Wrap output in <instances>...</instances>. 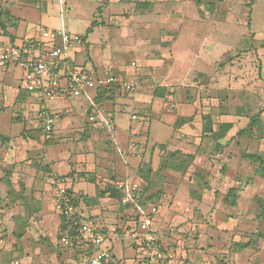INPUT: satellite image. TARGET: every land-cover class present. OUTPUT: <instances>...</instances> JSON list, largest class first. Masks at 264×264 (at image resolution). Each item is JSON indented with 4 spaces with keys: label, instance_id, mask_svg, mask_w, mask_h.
Listing matches in <instances>:
<instances>
[{
    "label": "rangeland",
    "instance_id": "1",
    "mask_svg": "<svg viewBox=\"0 0 264 264\" xmlns=\"http://www.w3.org/2000/svg\"><path fill=\"white\" fill-rule=\"evenodd\" d=\"M253 1L61 0L58 1L60 6H54L49 13L42 0H29V4L22 8L26 15L29 14L32 19L29 24L33 22L35 29L63 26L69 33L81 38L85 45L77 51V68L92 71L95 67L106 72L110 67L111 72L116 74L115 68L120 67L119 72L123 75L120 78L136 81L134 94L122 97L124 106L117 109L113 116L115 119L122 117V125H130L129 137L133 135L132 141L138 145V156L127 154V144L118 143L117 146L114 143L115 132L108 127H104L103 141L95 145V154L98 161L104 160L105 150L108 152L107 159L113 155L133 163L131 166L124 164L129 171L126 175L119 172L117 175L106 163V173L129 179L140 176V187L145 182L137 172V163L145 161L150 165L152 171L147 185V204L159 208L156 228L162 236L166 264H264V238L257 236L259 231L264 232V223L256 217L258 204L264 205V177L258 174L257 163L243 157L245 151L251 148L250 139L257 140L254 145L260 143L257 150L264 156V115L260 113L251 134L247 132L237 136L239 144L241 142L239 147H242L234 148L232 163L229 166L217 165L216 172L223 177L225 185L220 182V190H217L220 195L213 200L206 196L204 204L201 201L198 202L200 205L197 204L202 195L198 198L191 194V190L194 193L207 190L208 187L205 188L202 183L206 178L211 181L208 177H213V169H203L202 180L196 189L191 184L198 179L190 183L189 175L172 169L160 170L158 165L164 153L161 154L157 146H151L155 141H169L168 130L157 124L158 119L165 120L168 115L159 117L155 114L162 115L166 109L167 91L172 89L175 93L190 91L196 94L191 85L198 87L205 84L198 60L203 49H215L211 52L217 59L213 68L217 71L221 69L224 76L216 80L219 88L215 97L219 101V111L226 117H220L217 123H227L229 117L234 121L233 117L237 114L234 124L238 131L246 127L251 116L262 112L264 96L258 99L252 78L253 45L250 43V16L247 14ZM214 19L217 28L220 27L216 30V40L213 35L216 32L211 29ZM91 25L92 30L88 32L87 28ZM202 25L210 28L203 29ZM80 58L88 61H85L86 65L79 64ZM131 61L136 63L135 66L130 64ZM22 74V68L17 65L10 71L16 80ZM3 78L6 83L1 87L0 82V215L5 243L0 247L3 257L0 264L15 258L20 264H69L68 258L75 255H72L70 247L60 243V210L55 204L56 195L53 193L54 186L49 184L48 171L32 163L23 171L19 161L22 155L16 150L13 155L9 152V127L26 119L23 110H28L30 118L37 114L39 104L32 96L29 99L21 92L20 99L16 98L9 106V68L3 70L0 67V80ZM140 91L143 103L134 104L132 99ZM13 95L14 91L10 93L11 97ZM68 99L65 105L76 114L82 113L78 98ZM46 104L50 106V100ZM132 112L140 113V116L131 121L124 118ZM71 115H61L58 122L67 120ZM40 126L38 115L27 124L39 137L49 135ZM84 140L82 133L63 136L56 142L57 149L65 151L69 142L85 146ZM243 141L247 144L246 148H243ZM12 160L15 162L9 167ZM114 167L117 171L121 166L116 164ZM10 168L17 174H11ZM190 173L194 175L195 172ZM226 173L232 174V179L225 177ZM213 181L215 183L216 179L213 178ZM84 186L85 192L94 190L90 181L74 183L76 190ZM226 187L236 189L235 206L222 201Z\"/></svg>",
    "mask_w": 264,
    "mask_h": 264
},
{
    "label": "crops",
    "instance_id": "2",
    "mask_svg": "<svg viewBox=\"0 0 264 264\" xmlns=\"http://www.w3.org/2000/svg\"><path fill=\"white\" fill-rule=\"evenodd\" d=\"M34 1L38 2V0H33V2ZM42 1L45 4V8L49 10L50 13L53 11L54 6H60L58 1L61 0ZM262 2L264 3V0H254L249 9V14H247L250 16V43L251 45H253V57H251V64H253L254 68L252 72V78H254L253 80L256 86V94H259L258 99L264 96V6H262L264 4ZM28 4L29 0H0V20L2 22V27L0 26V48L4 46L20 47L25 39L42 41V30L52 29L49 27H44L42 30L40 28L35 29V26H33V22L29 24L30 20L32 19L28 16L29 14L26 15V13L22 11V8ZM202 27L203 29L210 28L207 26L205 27V25H202L201 28ZM217 27V22L214 19L213 25L211 27L213 33H215L216 30L220 28ZM217 33L218 32L213 34L215 40V35H217ZM83 45L85 44L82 43L75 48V62H77L78 60L77 51L82 48ZM214 50H211V48H209L203 49L201 50V52H199L198 60H200L201 62L200 71L203 72L205 76V84H202L198 87L191 85L195 88L196 94H192L190 91H185L181 94L179 91L175 93V91L172 89L167 91L168 98L165 105L166 109H164L162 115H158L157 113L155 114L159 117L168 115L167 117H165V120L158 119L159 121L157 122V124L160 128L168 130L167 132L170 133L169 141H155L152 142L153 145H151L157 146L158 150L160 148V145H165V149H178L183 153L194 155L193 162L185 173L186 175L191 176V178L189 177L190 183H192V181H196L197 179V181L202 180L201 178L203 177L204 168H209L211 170L213 169L211 173L213 177H208L211 181H207V178L204 179L208 184V189L200 190V192L198 193L199 195H202V198L200 200H197L198 205H200V203H198L200 201L201 204H204L207 201L205 199L206 196L208 199L213 200L215 199V196L217 197L220 195L217 191L220 190V182H223L222 186H224L225 183L223 177L218 176L216 172L217 165L222 164L223 166H229V164L232 163L233 157H235L234 148L236 147L237 149H240L242 147H239L241 142L239 144V141L237 139L238 135H235V133L237 132V125L234 124V122L237 121V114H235L233 117L235 118L234 121H232L231 117H229L230 119L227 122L231 123L232 125L229 129L226 130L223 136L215 135L220 129V124L217 123L219 122V118L226 116L219 111V101L215 97L216 90L217 88H219L217 87L218 85L216 83V80L221 79L224 76L221 69L217 71L216 68H213L215 67L214 64L217 60L215 59V56L211 54V52ZM85 61V58H83V60L80 58L79 64L84 65ZM93 61L94 60L92 59V62ZM87 62L88 61H86V63ZM13 66H15V64H9L4 67L0 66L3 70L9 68V106L14 104V101L18 96V92L20 88H22L21 75L17 80L13 75H10V71ZM92 70L97 73H102L101 70H96L95 67ZM119 70H121L120 67L115 68L116 75L119 77H123ZM3 80L4 78L0 80L1 87H3L6 83L4 82L5 80ZM13 91L14 95L11 97L10 93H13ZM88 96L92 99L93 103L97 107L102 109V115L104 116V118H106V120H109V125H106V123L101 118H98L95 121L88 120L89 113L93 109L90 99L87 98ZM122 97L123 96L118 91L111 97H107L106 95H104L102 99H100L98 98V88H96L88 90L86 94L80 96L63 95L50 98L48 99V101L50 100V106L46 104V100L44 104L53 113L55 117V123L52 132L44 138L39 137L35 132H33L31 128L27 127L30 119L37 116V114H35L30 118V113L28 112V110L22 111L23 114L25 113L26 115V121L23 119L21 124L14 125L12 126V128L9 127V152L11 151L13 155L16 154L14 151L16 150V152L22 155L19 161L22 162L23 171L27 170L30 163L36 164L38 168L42 167L41 169L47 170V175H49V184L54 186V195H56L55 193L57 189V187H55L56 183L54 182V179L56 177H65L67 179V189H71L72 197L76 200L75 207L77 210V214L81 218L86 219L91 223L97 224L105 230L131 227L132 220L134 218V212L132 208L120 205L118 199H115L109 191V188L118 190L117 184L123 179L118 178L119 176H117V172L124 173L126 175V173L129 171H127L126 165L124 164L127 163L131 166L133 165V163H129L126 159H121L119 157L116 158L112 154V158L107 159L105 156L106 154H108V152H106L105 150L104 160L100 159L98 161L95 154V145L103 141L102 138L104 127H108L115 132L114 143L116 144L121 143V145H128V142L133 140V138L131 137L133 135L130 134L131 136L129 137V133L131 132L130 125H122V117H119V119H115L113 116L117 109H120L124 106ZM30 98L31 96H29V99ZM68 98H78L77 102L80 103L79 106L82 107V113L76 114L72 109H70V107H68V105H65L69 100ZM141 98L142 93L140 91L138 95L134 96L132 102L134 104L142 105L143 102H141ZM261 111V115H264V109ZM69 113H72V115L67 117V120L63 119L61 120L62 122H58L62 117L61 115ZM132 114H136L137 118L140 116V113L132 112L130 115L124 116V118L128 121H131ZM205 116L210 117V124L205 122ZM221 120L222 119H220V121ZM41 127L42 125L40 126V128ZM74 133L83 134L86 144L85 146H78V144L76 143L72 144L71 142H69L70 145L67 144L65 151L57 149L58 143L56 142H58L60 138H62L63 136L72 135ZM146 134L149 140V134ZM250 140L251 141L249 143V147L251 148L249 150H246L245 152H256L262 154L259 150H257L259 142L257 143V145H254V142H257V140ZM68 141L72 140L68 139ZM79 141L80 140H78L77 143ZM148 143L150 142L148 141ZM119 144L117 146H119ZM242 145H244L243 148L247 147V144L244 141L242 142ZM163 151L164 150L160 148L161 154L163 153ZM14 162L15 161L13 160L9 161V167H12L11 165ZM139 162L137 163L138 166L139 164H141ZM106 163L112 166L117 175L113 177V175L110 176L107 174L108 169L106 167ZM116 164L121 166L117 171L114 167ZM97 169L99 171H97ZM11 170L12 168H10V171ZM196 170L198 172H201L202 174L200 176H197L195 175V173L194 175L190 173V171L195 172ZM11 174L15 175L17 173L11 171ZM225 177L232 179L233 176L232 174L228 175V173H226ZM213 178L216 179L215 183L213 181ZM134 179L141 180L140 176H137V178ZM52 180L54 184L51 183ZM85 181L92 182L94 184V190L85 192L86 186L78 188L77 190L74 188L75 182L85 183ZM228 184L229 183H227L226 185ZM191 186H194V188L197 189L199 185L194 182L191 184ZM55 204L59 208L57 200L55 201ZM101 247L111 248L120 257H123L131 262H133L135 258L140 255L138 254V250L136 249V247L130 243L116 244L113 246L110 242L106 241ZM76 248L79 247H71L70 249L73 250L72 255L75 256L73 258H68L70 259L69 264L77 259L76 257L77 255H79V253L76 251ZM92 248L96 249L97 247ZM81 250L83 253L90 252L86 251L85 249ZM65 254L67 255L66 252ZM1 258H3L2 255H0V261Z\"/></svg>",
    "mask_w": 264,
    "mask_h": 264
},
{
    "label": "built area",
    "instance_id": "3",
    "mask_svg": "<svg viewBox=\"0 0 264 264\" xmlns=\"http://www.w3.org/2000/svg\"><path fill=\"white\" fill-rule=\"evenodd\" d=\"M42 41L25 39L20 47L4 46L0 48V66L9 64L19 65L22 70V88L38 102L37 115L43 130L49 134L52 132L55 117L44 102L50 98L72 95L80 96L88 90L96 89L104 84H115L122 96L134 94L137 84L134 80H124L111 72L108 67L106 72L97 73L77 68L75 62V48L82 44L77 34L69 33L63 26L57 29H44L41 32ZM132 66L135 62L131 61ZM90 99L93 109L89 113L88 120L95 121L101 118L102 109L97 107ZM137 115L132 114L131 119ZM127 154L138 156V145L135 141H129ZM54 182L56 200L61 214L66 221L76 226L77 233L70 238L63 234L60 242L65 246L73 245L90 251L75 259L71 264H163L166 255L163 251L162 236L156 228V217L159 208L152 204H142L140 201V185L138 179L123 178L117 184L120 193V204L132 208L134 218L131 227L105 230L101 226L81 218L77 214L72 196L67 192V179L56 177ZM113 246L116 244L130 243L135 245L138 255L133 262L120 257L111 248H102L106 242ZM5 243L2 218L0 215V247ZM6 264H20L19 260L13 259Z\"/></svg>",
    "mask_w": 264,
    "mask_h": 264
},
{
    "label": "trees",
    "instance_id": "4",
    "mask_svg": "<svg viewBox=\"0 0 264 264\" xmlns=\"http://www.w3.org/2000/svg\"><path fill=\"white\" fill-rule=\"evenodd\" d=\"M1 15V13H0ZM0 26L2 27V22L0 20ZM0 27V28H1ZM92 30V25L89 26L87 28V31L90 32ZM118 87L115 84H104L98 87V98L102 99V97L104 95H106L107 97H111L113 96L116 92H118ZM21 92H23L24 94L31 96L30 93L26 90H24L23 88H20L19 92H18V96L16 97L17 100L20 99V94ZM260 115V111H258L257 113H255L253 116H251L248 120V123L246 125L245 128H242L240 130H238L236 132L237 135H246L247 132H249L250 134L253 132V126L256 123V120L258 119V116ZM205 122H207L208 124L211 123L210 117L209 116H205ZM231 123L229 122H225V123H221L220 124V129L219 131L215 134V135H221L223 136L224 133L226 132L227 129H229L231 127ZM206 129V128H205ZM161 149H163V153L161 158H160V162L158 165V168L160 170H166V169H172L173 171L180 173V174H185L189 168V166L192 164L193 159H194V155L192 154H188V153H183L178 149H165V145H160L159 146ZM243 157L246 158L248 161L252 162V163H257V172L259 175H261L262 177H264V156L260 153H250V152H245L243 154ZM152 169L150 167V165L148 163H141L138 166L137 172L138 174L141 175V177L143 178L145 185L143 187H140L139 190V195H140V201L142 204H147V200H148V196L146 195L148 188L147 185L150 181V173H151ZM195 175H201L197 170L195 171ZM201 181V180H200ZM197 181L196 184H199ZM202 186H204L205 188L208 187L207 182H205V180L202 183ZM236 189L233 187H228L227 190L223 193V198L222 201L230 206H235L236 205V196H235V191ZM110 194L115 198L118 199L120 198V194L118 190H115L114 188H109ZM68 194H70L72 196V192L71 189H67ZM191 194L196 195L199 198V194L198 193H194V191L191 190ZM72 202L74 205H76V200L72 197ZM120 203V201H119ZM121 205V204H120ZM258 212H257V219L261 220L264 223V205L263 204H258ZM59 239H61L63 234H68L70 238L74 237L77 233L76 230V226L73 225L71 222L66 221V219L64 218V216L61 214L60 212V222H59ZM257 236L264 238V232L259 231L257 233ZM135 246V245H134ZM67 247H74L73 245L67 246ZM82 248H76V251L79 253V255H77L76 258H79L80 256H82L84 253L81 250ZM163 251L165 252V250L163 249ZM166 255V254H165ZM167 257L164 261L163 264H166Z\"/></svg>",
    "mask_w": 264,
    "mask_h": 264
}]
</instances>
